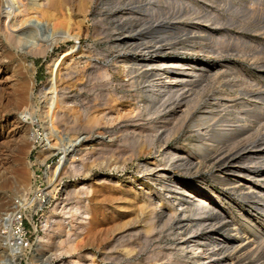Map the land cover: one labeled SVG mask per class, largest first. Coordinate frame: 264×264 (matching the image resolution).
<instances>
[{"label":"rangeland","instance_id":"1","mask_svg":"<svg viewBox=\"0 0 264 264\" xmlns=\"http://www.w3.org/2000/svg\"><path fill=\"white\" fill-rule=\"evenodd\" d=\"M41 3L50 26L72 33L48 52H20L23 43L5 39L0 19L3 132L18 125L11 142L0 141V264H209L205 242L227 236L236 247L214 254L223 255L214 264H264V0ZM157 20L162 25L137 33ZM73 47L59 69L55 148L40 153L33 133L43 131L41 146L50 68ZM164 62L192 70L181 71L184 80L166 96L147 94ZM22 93L33 102L20 104ZM28 103L37 108L31 117L22 114ZM73 139L81 142L58 177ZM37 186L41 207L28 223L38 229L26 263L1 228L13 197L35 191L38 200ZM205 221L218 227L203 229Z\"/></svg>","mask_w":264,"mask_h":264},{"label":"bare ground","instance_id":"2","mask_svg":"<svg viewBox=\"0 0 264 264\" xmlns=\"http://www.w3.org/2000/svg\"><path fill=\"white\" fill-rule=\"evenodd\" d=\"M42 7H43V4L41 3V0H31V1H27V0H3L2 7L0 8V19L4 20V23L2 26V33L5 37V39L9 43L19 42V44H20L22 42L23 43L22 47L21 48L18 47L20 49V52L22 51V53L27 54L30 51H32V52L33 51L34 52L35 51L48 52V51L52 50L53 47L57 43H59L60 41H63L66 38L72 36V33L70 30H67L64 28H61V29L56 28L55 25H53V24H52L53 26H50V24H49L50 18H49V15H47L49 12L47 13V9H44L45 10L44 11ZM34 19H36V20H34ZM121 21H122V19L120 20V22ZM44 23L47 24L46 27H47L48 31H46V32L42 26ZM160 24L162 25V21L160 22L158 20L154 21L152 23L147 22L146 28L137 31V33L141 32V31H147L150 28L156 27ZM121 37H122V39H124L128 36L123 34V35H121ZM75 47H73L71 49V51H69V53H66V52L62 53L59 56L60 58L56 59L50 68V81L51 82H50V87H49V92H48L50 94V96L47 97L48 100H47V103L45 104V105H47V109L45 110V118L46 119L44 120V128L47 132L45 131L46 132V136H45L46 140L44 139L41 143L42 149H41L40 153H44L48 150H51L53 148L52 141L55 140L56 138H58L57 136H58L59 129L55 124V116L57 115L58 112H60V103H61V100L59 99V97L57 95L58 94L57 93V91H58L57 90V82L59 79L58 77H59V72H60L59 69L62 66L64 59L71 54L70 52H73L76 50ZM178 65L179 64H174V63L168 64V63L164 62L163 64L158 66V69L155 70L156 71L155 74L158 76V78L154 82L149 84L148 87L146 86L147 87L146 93L150 94L152 90L157 89L158 91L162 92L164 96H166V94L168 93V91L171 89L172 86H174L175 84L184 80L183 76L178 77L179 74L181 73V71L182 72L185 71L188 74V72H191V70H192L189 66L186 68V70L185 69L178 70L177 69ZM29 66L33 67V64H29ZM163 67H166L168 69L170 68L171 71L174 72L175 74L172 75L171 73H169L163 77V72H160V69H163ZM183 68H185V67H183ZM135 70H138V69L134 68L133 71H135ZM0 83H1V71H0ZM29 96L30 97L27 98V96L24 93L20 94V97H19L20 104L21 103L23 104V102H25L27 100H28V102H29V100L32 101L33 94L31 93V95H29ZM27 106L28 107L27 108L25 107V109L22 111V114L26 113L30 117L33 116L34 114H36L37 108H36L35 104L28 103ZM12 125H13V127H11L12 128L11 131H8V133L5 134L3 132V129L8 126V122H7V120L0 117V141H2V139H4L6 141V139H7L8 143L11 142L12 138L14 137V133L18 129V125H16L15 123H13ZM198 130L199 131L202 130V127H200ZM37 135H38V132L34 131V133H33L34 140L37 137ZM73 140H75V141H71V142L67 141L64 144L66 146V148L64 149L65 155H64V157L62 156V159L60 160V162L55 167L56 174L60 175L58 177H61V173L64 171V169L66 168V164L68 163V159H69L68 156L71 155L70 153H68V151L69 152L77 151V149H76L77 144H79L81 142V139H77V140L73 139ZM67 145H69V146H67ZM207 145H209V144H207ZM0 146H3V145H0ZM67 147H70V149H67ZM4 149H3V147L0 148V172L2 170V166H3L4 162L6 163V161H5L6 158L3 155V153H5V152H3ZM47 167L51 168V165L47 166ZM162 174H163V172H162ZM53 175L55 176V174H52V176ZM53 178L51 176L49 177V182L51 184L54 183ZM194 196L196 197V195H194ZM206 199L207 198L205 196H199V197L197 196V198H195V200L201 205L200 206L201 208H204L205 206H207V205H205L206 203H208ZM212 208L215 209L214 204H213ZM213 209H212V212H214ZM208 211H210V210H208ZM213 214L215 216H218V214H215V213H213ZM8 219H9L8 215L4 217V222H3L4 227L8 225V223H9ZM221 220L222 221L224 220V216H223V219H221ZM205 222H206V225L204 226L203 229L209 230V229H214L215 227H218L217 224H214L212 222H207V221H205ZM203 224H204V222H203ZM203 234H204V232L201 231L198 234L193 235L195 237V239H194L195 244L194 245H198L199 242L202 241V239H204ZM231 237H232V239H230ZM231 237L227 236L225 239H223L218 244H212L210 242L209 243L205 242V244H204L205 250H203V251L206 254V257L208 259L209 264H214L213 262H215V261L222 262V259H223L222 256L223 255L222 256L214 255V254L220 253V250H222V248L226 249V248L233 247V246L236 247V245L230 244V242L233 240V238H235L234 236H231ZM197 247H199V246H197ZM12 251H15V250H12ZM15 252H17V251H15ZM17 254H20V253L17 252ZM28 258H30V257H28ZM15 264H20V262L16 261Z\"/></svg>","mask_w":264,"mask_h":264},{"label":"built area","instance_id":"3","mask_svg":"<svg viewBox=\"0 0 264 264\" xmlns=\"http://www.w3.org/2000/svg\"><path fill=\"white\" fill-rule=\"evenodd\" d=\"M38 135L34 140V146L37 148L40 146V141L43 139V131L40 127H35ZM46 140V139H45ZM38 148V149H39ZM59 153L51 152L48 154L45 164L47 166L53 165L55 161L59 160L62 153L56 158L55 156ZM42 187L37 186L36 194L38 200L35 199L34 192L20 193L13 197L11 206L4 216L9 217V223L4 227L2 224L1 234L5 245L11 249L20 253L22 259H25L27 263V258L33 256L34 239L33 234L37 231V227L34 223L31 225L28 223L29 215L37 213L41 207L40 195Z\"/></svg>","mask_w":264,"mask_h":264}]
</instances>
